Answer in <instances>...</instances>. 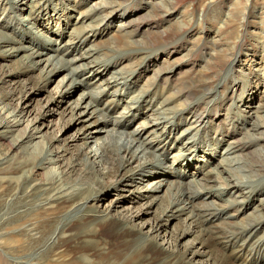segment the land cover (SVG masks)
<instances>
[{
  "label": "rangeland",
  "instance_id": "1",
  "mask_svg": "<svg viewBox=\"0 0 264 264\" xmlns=\"http://www.w3.org/2000/svg\"><path fill=\"white\" fill-rule=\"evenodd\" d=\"M10 1L17 0H0V26L4 25L5 20L11 21L9 24L13 31L0 28V32L5 31L16 39L24 36L30 38L32 35L36 43L32 39H26L23 46L27 49L33 48L34 41L35 44L46 43L53 49L66 50L72 54L71 58L75 61L73 67L86 70L83 80L89 79V84L77 89H67L66 73L62 72L51 78L45 86H39L37 81L44 70L46 71L49 60L53 59L54 53L51 52L36 66V70L34 68L32 77L19 79L23 83L22 86L29 83L33 88L32 93L29 92L23 102H20L19 97L11 99L9 97L17 81L0 86V116L11 117V113L24 108L23 113L17 116L19 123L8 135L12 137L7 139L0 137V152L8 153L13 141L19 139L26 129L28 131L32 129L30 140L27 139L20 148L12 152L13 159L6 162L5 166L0 164V177H20L30 173L28 184L46 188L64 171L65 163L69 161L71 155L76 154L78 150L97 151L102 141L95 142L93 138L89 140L84 138L86 130H93L87 127L95 121V116L104 119L103 115L86 109L83 102L93 91L92 96L95 99L103 98L100 101L102 105L104 103L117 105L118 109L113 119L120 120L119 122L125 121L124 116L130 117L132 113L134 116L137 115L134 108L142 102L143 110L134 122L131 121L125 132L130 137L140 135L144 142L152 141L153 146L149 152L157 160L150 168L155 172L154 176L137 180L132 183L134 186L128 188L105 190L101 194V212H106L113 201L118 203L117 199H121L123 201L119 203L122 204L121 212L126 209L130 210L127 216L138 215L137 223L141 221L147 228L146 231L150 229L149 224L154 225L162 218L161 225L164 226L159 232L163 240H158L159 249L168 251L172 250L171 238L182 234L188 223L185 215L171 216V212H167V215L162 214L164 208L174 202L172 195L175 187H171V191L168 192L171 183H188L192 190L194 189L193 192L202 191V199L205 201L203 206L210 203L211 206L230 211V218L225 221L231 226L230 229L232 231L235 229L237 233L264 216V172L255 173L256 163L261 162L257 158L264 157V0H47L57 4L55 11L51 10L53 6L49 11L40 9L42 2L38 0H20L17 2L18 7L10 4ZM83 1H87L85 7L68 11L66 4L74 5L77 2L78 5L85 4ZM101 2H112L113 8L106 9L107 5H104V13L98 15L94 23L84 19L83 15ZM39 9L42 10L40 18ZM114 10L117 16L107 23L105 17ZM121 15H128V19L120 20L123 18ZM32 19L40 21L31 26ZM19 23L24 25L19 26ZM89 25L96 26V30L108 26L100 35L90 37L86 45L74 52L70 46L71 38L77 35L80 28ZM133 43L138 46L136 49L133 46L127 48ZM94 50H101L104 56L89 57ZM13 51L12 46L2 48L0 51V75L3 70L17 72L22 69V65L26 66L28 61L25 56L29 52H19L18 55L19 53ZM7 52L14 56L2 57ZM100 62L109 65V73L92 71L96 68L95 65L102 66ZM117 64L118 66H114ZM61 65L62 63L59 64ZM133 68L134 70L128 73ZM112 77L118 79L121 77L128 83L124 86L122 81L113 82ZM157 86L158 90H153ZM192 93L194 95H191ZM71 106L80 108L82 113L80 120L71 118ZM42 113L46 115L41 116ZM196 113L204 116L202 129L195 123ZM175 115L173 120L163 122L166 117L171 119ZM258 124H263L262 128H258ZM244 128L249 132L245 133L242 130ZM100 130L102 129L92 136H104L99 134ZM234 130H242V134L237 138L248 141L253 139L254 147H250L251 151L245 149L237 151L235 148L228 152L227 135H232ZM8 132L0 130V133ZM125 140L124 136L120 144ZM235 140L236 138L231 139L233 142ZM51 142L52 151H58L57 155L48 157L41 165L40 155L43 154L41 149ZM204 143L213 149L217 148V144L221 145L218 148L219 152L229 154L224 156L227 157L225 159L221 154L214 153L216 154L214 159L220 156L219 162L210 163V168L200 173L198 161L206 160L210 152L206 147H202L201 151L197 149L199 144ZM164 147L167 151L162 155ZM63 149L68 151L65 153ZM33 150L37 151L34 160L31 158ZM199 152L202 153L196 156ZM62 155L65 158L64 162L59 158ZM186 158L191 163L187 164ZM245 160L248 161L246 168L243 167ZM209 161L211 159L206 161L207 165ZM250 168L252 172L249 174L247 171ZM99 170L102 175L104 170L101 166ZM178 172L184 173L186 177L182 178ZM62 175L65 177V173ZM244 177L245 182L242 180ZM77 178L78 174H74L68 181L75 183ZM159 181L163 187L161 192L154 194V198L158 197L155 200L156 204L147 208L153 202V198L142 200L140 197L155 187ZM27 183L24 184L25 187ZM56 183L51 184L55 191L62 185H67L66 182ZM236 184L238 186H235ZM243 184L255 187L261 185V193L250 203L248 195L253 191L243 188ZM133 192L135 193L132 194ZM133 201L134 204H131ZM242 205L245 209L241 208ZM142 207L143 211L149 213L140 212ZM8 208L9 206L0 208V264L27 262L49 264L41 261L45 258H41L40 255L27 252L32 245V239L27 234L18 233L10 236L11 227L9 230L4 221L7 219L5 216ZM70 209L71 207L62 205L48 208L40 212L41 219L52 222L56 229L60 228L71 218L67 216ZM259 234L260 238L264 237V232ZM200 238L196 232L180 240V251L193 248L194 251L202 253L197 256L189 255L188 261H192L193 264L214 260L226 262L218 246L212 247L213 245L208 242L207 247ZM206 238L208 239L207 236ZM179 239L178 237L176 242ZM237 242L235 247L232 246L235 252L233 257L231 253L229 257L227 256L229 262L238 263V254L243 262L250 261L249 252H241L240 247H237L240 241ZM248 245L249 241L245 243L246 247ZM9 246H14L15 252H10ZM86 253L88 257L85 256ZM109 253H119L113 255L114 258L121 257L122 254ZM171 253L154 252L151 259L145 256L142 261L144 264H160V260ZM82 256L89 258L90 264H104V252L62 253L66 264L73 258ZM258 260L264 264V255L260 252ZM128 263L126 259L122 264Z\"/></svg>",
  "mask_w": 264,
  "mask_h": 264
},
{
  "label": "bare ground",
  "instance_id": "2",
  "mask_svg": "<svg viewBox=\"0 0 264 264\" xmlns=\"http://www.w3.org/2000/svg\"><path fill=\"white\" fill-rule=\"evenodd\" d=\"M19 1L20 0H17L15 2L10 1L9 3L13 6L16 5L15 7H18L17 2ZM38 1L42 2L40 9L49 11L53 6V9L51 10H56L57 4L48 2L47 0ZM83 2L85 4L78 5V2L74 5H68L66 3L65 4L68 7V11H75L78 7L83 8L86 6L87 1ZM104 5H107L106 9H112L114 4L112 2H101L96 7L91 8L89 10V13L83 15L84 19H87V21H91L92 23H94L98 15L104 13ZM40 9L39 18L40 15H42V10ZM115 12L116 10L105 17V21H107V23H110V20L117 16L115 15ZM39 21H37L36 19H32L31 26H35V23H39ZM9 23H11V21L7 22L5 20L4 25L0 26V28H6L13 31ZM21 25L23 26L24 24L19 23V26ZM107 26L108 25H105L104 29L101 27L97 30L96 26L90 25L88 27L80 28L77 35H73V37L71 38L70 46L73 48L74 52H77L80 48L87 44V41L90 37H96V35H100L104 30L107 29ZM28 27L29 26H27L26 30H28ZM26 39H32L36 43V40L32 35L30 38L28 36H24L21 39H16L14 36L12 37L5 31L0 32V51L2 50V48L12 46L14 50L13 52L15 53L24 51L29 52L28 54L26 53L25 56L28 61L27 64H25L26 66L22 65V69L17 72H8L3 70L2 74L0 75V86L4 83L9 84L13 81H17V86L14 84V88L10 92V99L19 97L20 102H23L26 99V95L29 94V92L32 93L33 88L30 87L29 83L27 86H22L23 83L20 82L19 79L33 75L36 70V66L42 63L44 57L49 56L51 52L54 53V56H52L53 59L49 60L46 65L47 68H45L46 71L44 70L39 81H37L39 86H45L51 80V78L57 76L62 72L66 73L65 79H67L68 81L67 89H77L78 87H83L89 84V79L86 81L83 80V77L86 75V70L75 69L73 67L75 61L72 60L71 53H67L66 50L63 49H53L52 46L46 43L38 44L37 42V44H35L34 41L32 43L33 48L30 47V49H27L23 46ZM111 45H113V43ZM132 46L135 49L138 47L136 43H133V45L130 44L129 46H127V48H130ZM10 53L7 52L2 57H13L14 55ZM18 55H20V53ZM96 55L104 56V52L101 53V50H94L89 57L93 58ZM150 58H152V56ZM60 63H62L61 66H59ZM101 65L102 66L95 65L96 68L92 71L99 73L101 71H103L104 73L110 72V69L108 70V64L101 63ZM114 66H118V64ZM133 70L134 68L127 71L128 73H131ZM112 80H114L113 82L122 81V84L124 86H126V84L128 83V81L123 80L121 77L119 79L112 77L111 81ZM123 81L125 82L123 83ZM153 90H158V86ZM92 92L90 93L91 95H88L84 98L83 102L86 105L85 107L88 110H92L93 113L96 112L99 115H103L104 119L95 116V121L87 127L88 129L93 128V130L85 131L84 129V138H86V140L93 138L95 139V142L102 141L100 148L97 151L87 152L84 150H78L76 154L71 155L69 161L65 163L64 171H62L59 176H56L52 181L53 183H50L49 187L47 185L46 188L37 187L32 183L28 184L27 181L30 178V173H25L20 177H0V208H2L3 206H9L5 216V218L7 219H4V221L7 224L8 229L11 227V237L18 233L27 234V236L32 239V245H30L31 248L27 252H33L38 256L40 255L41 258H45L41 261L44 260L49 264L65 263V261H63L64 257H62L63 252H104V264H122L126 259L129 261L128 264H140L141 262L144 264L145 262L142 261V259L145 256H148V258L151 259L152 253L154 252H172L171 254H169V256H165L164 258H162L160 260V264H193L192 261L190 262L187 259L189 255L192 254L194 256H197L201 255L202 253L199 251H194L193 248L185 249L182 252L180 251L179 244L180 240H184L185 238L193 235L196 232L201 237L200 239L205 246L208 247V242L209 244L213 245L212 247L218 246L220 248V251L222 252L221 255L226 259L225 263H220L214 260L208 261L203 264H231L227 258L229 257V253H231V255H234L235 252H233L232 246L235 247L236 241H238L237 243H239L240 241L237 247H240L241 252H249L248 254L252 257V259L259 257V252H261L262 248L259 246L258 242H261L262 240L259 239L254 233L258 231L264 224V216L261 217L257 222H254L243 228L241 231H238L239 233H237L235 229L232 231L230 229L231 226L225 221V219L230 218V211H227L224 208L211 206L209 205L210 203H208L207 206H203L205 201L203 202L202 199V191L196 190L197 192H193L194 189L192 190V187L188 183H171L168 188L169 192L171 191V187H175L173 189L174 195L171 194L174 198V202L171 205L168 204V206L164 208L162 214L165 215L167 212H171V216L175 215L181 217L182 215H185L187 216L188 220V223L186 227H184V231L182 232V234H178L177 236H173L171 238L173 243L172 250L170 251L163 248L159 249L160 241L158 240L162 239L159 231L164 226L161 225V222L163 221L162 218H160L159 222L157 221L158 223L154 225L149 224L150 229L146 231L147 228H145V225H143L141 221L137 223V221L139 220L138 215L131 214L127 216L130 210L126 209L124 210V212H121L122 204H119L123 203L121 199H117L119 200L118 203H115L113 201L106 212H101V194H103L105 190H119L121 188H128L129 186H132V183H135V181L137 180H144L145 178L154 176L155 172H153L150 168L157 163V160L149 152L150 148L153 146L152 141L144 142L140 135L130 137L126 135L127 132H125L131 121L134 122L138 114L143 110L142 102L134 108L137 115L134 116V114L132 113L130 114V117L124 116L126 117L125 121L119 122L120 120L113 119V115L116 114L118 109L117 105L114 103H104V105H102L100 101L103 98H99L98 100L95 99L92 96ZM191 95H194V93H192ZM60 96L62 97V95ZM92 98H94L95 100L93 101ZM23 110L24 108L17 112L11 113V117L0 116V130H3L5 132L9 131L7 134L0 133L1 138L4 137L5 139H7L12 137H8V135L13 132L12 129L15 128L19 123L17 121V116L19 117V115L23 113ZM43 115L46 114L42 113L41 116ZM70 116L75 120H80L82 118L80 108L72 107L70 110ZM175 117L176 115L174 117H171V119H168L166 117L165 120H163V118H161V120H163V122H168L173 120ZM203 119L204 116L196 113L195 123L201 129L203 126ZM35 125H37V123ZM262 125L263 124H258L257 126L258 128H262ZM100 126L102 128H98ZM99 129H102L100 130L99 134H104V136L97 135L95 136L96 138L93 137L92 135L96 132H99ZM30 132H32V129H29V131L28 129H26L24 134H22L19 139L13 141L14 143L11 145V150L8 151V153L3 154L0 152L1 165H4L8 161L10 162L14 157L12 156V152L20 148L21 144L24 143L27 139L30 140ZM233 133L234 132H232V134ZM124 136L126 137V140L122 144H120V141ZM52 143L53 142H51L50 145L45 144L44 148L42 147L41 149L43 151V154H38L41 156V165L48 160V157H54L55 155H57L58 151H52ZM202 147H206L207 150L211 149L208 148L205 143L199 144L197 149L201 151ZM245 148L250 147L247 145H243L242 147L241 145H238L236 149L238 151ZM63 151H65L66 153L68 149H63ZM166 151L167 149L166 147H164V150L161 154L163 155ZM36 152V150H33V153H31V158L33 160ZM219 154H221L222 158L227 159V157H224L226 155H222V153ZM59 158L60 161L64 162V155ZM257 159L261 162L256 163L257 168L255 170V173L260 174L264 172V157H258ZM185 162L189 164V160L187 158ZM247 162L248 161L243 164L244 168H246ZM100 166L104 170V173L102 175H100ZM247 172L250 174L252 172V169L250 168V170H248ZM64 173L65 177L64 175H62ZM74 174H78V178L75 183H72L71 181H68V179H71ZM56 182L60 184H62L61 182H66L67 185H62L60 189L55 191V187H52L51 184L56 185ZM26 183L27 186L25 187L24 184ZM22 186L24 187L22 188ZM235 186H238V184H236ZM235 186L234 188H236ZM162 187L163 185L161 181L156 182L155 187L150 189L149 192L145 191L146 194L141 195L140 198L142 200L150 197L153 198V202H151L150 205L147 206V208L156 204L155 200H157L158 197L154 198V194L161 192ZM256 187L261 188V185H258ZM147 190L149 189L147 188ZM137 191L138 190H135V192ZM135 192H133L132 194H134ZM150 192L153 194H150ZM258 195L259 194H253V192L249 193V203L252 202ZM137 198L140 200L139 196H137ZM134 202L135 201L131 202V204H134ZM185 204H187L188 206H184ZM58 205L67 206L68 208L71 207V209L67 213V216L69 215L71 218L68 219L66 223H64L60 228L56 229L55 224H53L52 222L43 221L41 219L42 216L40 212L48 208L56 207ZM241 208L245 209V206L242 205ZM142 209L143 207L140 208L139 211L149 213V211H143ZM117 211L118 213H116ZM18 225L20 226L18 227ZM197 229H199V231ZM206 236L208 237V239L206 238ZM178 237L180 239L176 242ZM247 241H249L248 247L245 246V243ZM9 247L10 252H15L14 246ZM255 251L256 253L254 254ZM109 252H122V254L121 257L114 258L112 256L119 255V253L113 254ZM85 256L88 257V254L86 253ZM35 258L38 257L35 256ZM73 259L69 264H90L89 258H83V256ZM259 261L260 260H255V262ZM27 264L34 263L27 262ZM234 264L239 263H236L234 261Z\"/></svg>",
  "mask_w": 264,
  "mask_h": 264
}]
</instances>
